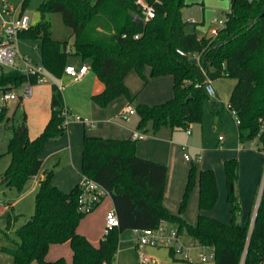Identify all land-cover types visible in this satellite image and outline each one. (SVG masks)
<instances>
[{"label": "trees", "instance_id": "1", "mask_svg": "<svg viewBox=\"0 0 264 264\" xmlns=\"http://www.w3.org/2000/svg\"><path fill=\"white\" fill-rule=\"evenodd\" d=\"M145 1L155 10L149 20L143 19L136 0H42L37 8L38 21L18 36L38 41L40 63L54 78L62 76L70 54L86 62L104 84V89L91 97L100 107L121 95L133 99L124 82L130 70H135L144 82L145 67L150 68L151 77L171 75L173 96L169 100L135 106L137 128L142 132L148 124L155 132L164 126L186 129L200 123L204 101L209 97L204 90L206 79L233 78L236 83L227 106L239 120L238 139L244 142L256 138L257 150L264 155V0H230L225 24L214 37L198 36L194 24L183 19L182 9L188 5L185 0ZM48 13H60L71 29L72 50H68V40L52 37ZM191 54H198V61H193ZM26 79L20 71L0 68L2 91L18 87ZM21 102L0 111V158L10 156L0 178L18 191L40 172L45 144L66 131L63 95L56 84L51 85L50 116L33 138L28 134L25 114L14 124ZM135 148L136 141L130 138L83 135L81 174L105 190L118 217V226L103 235L98 246L77 228L103 197L85 211L79 202L81 183L65 192L51 183L53 172L49 170L38 181L33 214L17 229V246H0V251H9L12 264H113L123 231L154 229L164 221L198 243L212 246L214 264H264V187L252 224L250 219L244 224L237 222L240 205L233 188L238 177L236 158L226 159L223 164L231 214L225 223L206 214L218 196L213 170L190 165L178 212L172 213L163 204L167 166L137 156ZM195 183L199 188L198 214L196 222L189 223L182 214ZM17 218L11 209L6 231L13 228ZM65 242L72 251L71 263L62 257L46 259L52 244ZM170 255V264H191L174 258L171 251Z\"/></svg>", "mask_w": 264, "mask_h": 264}, {"label": "crops", "instance_id": "2", "mask_svg": "<svg viewBox=\"0 0 264 264\" xmlns=\"http://www.w3.org/2000/svg\"><path fill=\"white\" fill-rule=\"evenodd\" d=\"M185 1L188 5L184 8L189 10V14L184 17L183 8L182 17L183 19L192 22L195 29L201 32V34L197 33L198 36H210L209 30L213 25L212 19L217 17V12H215V10L220 12L221 15H225V13L230 9V0ZM196 8L198 11H195ZM1 33L2 26L0 24V36ZM70 37V40H68L70 41L69 44L72 41V32ZM23 55L27 56V54ZM72 57L73 58L68 57L66 66L71 65L75 68H79L84 63L78 56L75 55ZM71 59H76L78 62L71 63ZM144 73L147 76L146 82H144L142 78L139 79V77H137V72L135 70H130L124 78L125 85L130 91L131 96H133V99L129 100L128 98H120L118 101H115V103L110 101L106 107L98 106L91 98L93 94L99 93L104 89V84L90 69H88V71L80 79L71 81L64 88H61L62 95L64 93L63 100L65 109L69 112V115H82L86 118L76 119V116L72 117L71 120L67 122L64 134L57 140H51L45 144V147L40 154V157L42 158L41 168L43 164L49 162L51 158L56 157L54 164L57 168L51 179L52 184L67 192L76 184L82 182L81 152L84 133H87V135H95L110 139H128L134 131H141L137 128L139 121L138 116L137 119H135L137 114L130 115L127 119H122L120 117L121 113L119 114L117 104H120V107H123L124 104L129 105V103H134L135 105H155L169 100L173 96V78L171 75L151 77L149 67L144 68ZM63 77L69 76L63 72L62 76L58 79L60 80ZM235 83V79L228 77H220L213 80V85L216 90V94L213 99L221 100V97H224V99H228L229 101L230 94ZM51 85L44 83L34 86L32 95L21 102L22 104L23 101H25L26 106L28 107H32V105H42V111L39 112V115L37 114L33 119L27 121L28 134L30 138L37 136L42 131L50 116V109L47 107L45 110L44 105L45 102L50 104ZM15 102L12 103L15 104ZM211 103L215 108L219 105L218 101H212ZM84 119L90 121L91 124L86 125L84 123ZM122 122L125 123L123 124ZM201 122L190 124V134H187L185 129H171L166 126L161 127L163 129L160 128L159 130L153 132L152 135H149L147 131H144L145 137L136 141L135 153L139 157L156 161L167 166L163 204L172 213L178 212L191 164H195L198 170H213L217 190L219 189L221 198H223L228 186L223 164L226 159L236 158L238 161V177L233 188L234 192L237 194L239 202L241 200L245 201V204H243V207L241 208L242 216L240 222L241 224H244L248 219L251 220L254 213L256 203L255 200L259 188V179L264 162L263 154L257 150V146L250 149L245 148L241 145L239 139L238 141L240 144H231L230 141H228L222 134H219L214 139L215 146H206V141L204 142L202 135L200 138L196 137V134H198L202 129L198 126L202 125ZM191 125H197L194 132ZM148 126L150 127V124H148L147 127ZM178 131H184L185 137L183 139L177 137ZM220 136H222V140L219 139ZM182 145H186V153H188L189 159L184 158V151L181 149ZM63 153L64 156H60V154ZM45 172H47V170H43L42 173L39 172L37 176L32 177L31 184L28 185L26 190L27 193L37 191L38 181L40 178H44ZM1 182L2 180L0 178V183ZM8 188L9 186H7L3 192H5ZM198 190V184L195 183L188 198L186 210L182 214V217L189 223H195L197 219ZM105 197L110 199V206L107 209H113V203L110 196L105 194L102 200ZM217 201L211 209L206 211V214L220 221H227V213L220 214V212H218L219 209H216ZM11 209H13L12 206L10 210ZM107 211H105V213ZM105 213L103 214L101 221L97 224L96 238H93L84 227L78 231L95 246H98L99 241L103 236ZM167 225L171 224L167 223ZM188 239L186 240V238L183 237L185 242L190 241L191 237ZM67 246H69V248ZM67 248L70 249V253ZM191 254L195 260H197L196 252L194 250L191 251ZM60 257L64 258L68 263H71L72 251L68 242L62 244H52L49 247L46 254L47 260H55ZM35 262L36 261H33L30 264ZM154 264L158 263L155 261Z\"/></svg>", "mask_w": 264, "mask_h": 264}, {"label": "rangeland", "instance_id": "3", "mask_svg": "<svg viewBox=\"0 0 264 264\" xmlns=\"http://www.w3.org/2000/svg\"><path fill=\"white\" fill-rule=\"evenodd\" d=\"M41 1L42 0H27L25 4H23V0H0V24L1 26H2L3 18H6V19L8 18V16L7 17L1 16V10H2L3 4L10 5L11 7L15 9L14 11L10 12L11 17L12 16L18 17L20 14H22L23 16H26L28 18L29 25H32L35 22H37L39 19V13L37 11V8ZM195 11H198V9L196 8ZM215 12H217L216 13L217 17H214V18H220V19L224 18V15H221V13L218 12L217 10H215ZM183 13H184L183 14L184 17H186L189 14V10L184 8ZM46 18L47 20H49L51 24V32H52V37L54 39L70 40L71 30L69 27H67L64 24L60 13H48L46 15ZM214 26H217V25L213 24L212 27ZM195 32L198 34H201L199 30L195 29ZM37 44H38V41L35 39L20 38V37H18L17 39V49L19 53L21 55L27 54L28 58L31 60L32 63L41 62L40 50L37 47ZM68 50H71L70 44H69ZM72 56H75V55L70 54L68 57L73 58ZM70 62L77 63L78 61L76 59H71ZM15 63L18 65H21V61L19 60L17 56L15 57ZM0 68L4 70L7 69V67L5 66L0 67ZM48 76H49L48 82H47L48 84L51 85L52 83H56V84L61 85L62 86L61 88H64L71 81H74L70 77H63L62 79L59 80L58 78L55 79L51 77L49 74ZM137 77L141 79V76L138 74H137ZM118 97L112 99L111 100L113 101L112 103H115V101H118V99L120 98L121 99L127 98L124 95H121ZM212 101L219 102V105L217 106V108H215L212 105L211 103ZM227 102H228V99H224V97H221V100L219 99L215 100L213 99V97H207V99H205L204 101L203 110H202V122H201L202 125H198L202 129L200 131L201 133L199 132L198 134H196V137L200 138L202 135L204 142L206 141L205 143L206 146L214 145L215 144L214 139L219 134L224 135L226 139L230 141L231 144H235V145H237V143L240 144V142L238 141L237 124L235 120L233 119L232 113L227 109ZM13 105L14 104L11 102L9 103L8 106L10 108ZM127 105L128 104H124L123 107H120V104H117L119 114L122 113V111ZM129 105L133 106L134 108L136 106L134 103H129ZM47 107L50 109V104H47L45 102V105H44L45 110ZM40 111H42L41 104L37 106L32 105V107H28L26 106L25 101H23V103L20 104L16 110V113L14 116V124H17L20 121L21 116L25 114L26 124L28 125L27 121L33 119L35 115L37 114L39 115ZM137 116L138 115L135 116V119H137ZM72 117H75L76 119L86 118V117H83L82 115H73V114L69 115V112H68V117H67L68 121L71 120ZM122 123L124 124L125 122H122ZM191 128L194 132L195 129L197 128V125L195 126L191 125ZM146 131L148 132L149 135H152L153 133L151 127L149 126L147 127ZM177 133H178L177 134L178 138L183 139L185 137L184 131H178ZM241 145L249 149L254 148L257 146V139L254 138L251 141L241 142ZM2 146L3 145L1 144V147ZM60 156H64V153L60 154ZM9 158L10 156L8 154L0 158V173H2L8 166ZM54 160H56V157L51 158L49 162H46L45 164H43L40 172L42 173L43 170H47V171L52 170L54 174L57 168L56 165L54 164L55 163ZM31 181H32V177L27 179L20 191H18L14 187H9L5 192H0V198H1V201H0L1 202V206H0V246L1 247L11 249L17 246V243L19 242V239H20L17 229L22 224H24L34 212V202H35L36 191H32L28 193L26 192L28 185L31 184ZM256 200H257V196H256ZM243 204H245V201L241 200L239 202L240 211L236 215L237 222H241V216H242L241 208L243 207ZM11 206L13 207L12 210L15 213V215H18V218L16 222L14 223L13 228L11 230L6 231L5 228H6L7 219L10 213ZM109 206H110V199L108 197H105L99 203V205L96 207V209L93 212H91L90 214L82 218L79 224L78 231L82 227H84L93 238H96L97 237V230H96L97 224L99 221H101L103 214L105 213V211L108 210L107 208ZM216 209L217 210L219 209L218 212H220V214L227 213L228 217H227V221H224L225 223L230 221L231 214H230V203L228 201V186H227L226 193L224 194L223 198H221V194L218 189V201L216 204ZM184 237L186 238V240L189 238L187 236H184ZM67 247L69 248V246ZM68 252L70 253V249H68ZM141 252L144 255H146L148 258H151V260H153L154 263L155 261L158 264H170L172 262V257L167 247H163V246H160V247L145 246V247H140V248L136 247V244L134 243V240H133L132 232L131 230L127 229L123 231L119 236L118 250H117V254H116V257L113 263L117 262L118 264H145L139 260V256ZM174 258H179V256L174 255ZM12 263H13V258H12V255L9 253V251L1 250L0 251V264H12ZM194 263L195 264H214V261L213 260H206V261L195 260ZM33 264H38V263L35 262Z\"/></svg>", "mask_w": 264, "mask_h": 264}, {"label": "built area", "instance_id": "4", "mask_svg": "<svg viewBox=\"0 0 264 264\" xmlns=\"http://www.w3.org/2000/svg\"><path fill=\"white\" fill-rule=\"evenodd\" d=\"M136 3L139 5L141 9V14L144 20H149L154 17L155 10L153 5L147 3L145 0H136ZM15 9L10 5L3 4L1 10V16L8 18H3L2 20V33L0 36V67H7V69L17 70L26 75V81L18 87H14L10 90H0V111L2 107L8 106L9 103L15 102L18 100H25L29 98L33 93V88L36 85L44 84L48 82V73L45 70L44 66L39 63H32L31 60L26 55H21L17 49V39L18 34L22 30H26L30 25L28 18L20 14L18 17H14L10 15V12ZM226 21V16L224 18H214L212 20L213 24L217 26L212 27L209 30L210 36L214 37L217 35L218 30L224 26ZM180 55H184V52L181 50H177ZM18 57L21 61V65L15 63V57ZM193 61H198V54L189 55ZM89 69V65L84 62L79 68H75L74 66L67 65L64 69V74L72 78L73 80L80 79ZM56 84V83H53ZM59 89H61V85L56 84ZM204 90L209 97H214L216 94L215 87L213 85V80L207 78L204 84ZM228 108V106H227ZM229 109V108H228ZM230 110V109H229ZM232 115L234 116L235 122L238 124L239 120L234 111L230 110ZM136 114V110L133 106L127 105L120 117L122 119H127L128 116ZM62 116L64 117V125L67 126L68 122V111L64 108L62 111ZM84 123L86 125L91 124L90 121L84 119ZM187 134H190L189 127L185 129ZM145 137V133L142 131H134L131 134L130 139L132 141H137ZM222 140V136L219 137ZM181 149L184 151V158L189 159L188 153H186V145H182ZM264 156V155H263ZM83 187V193L80 197L79 202L82 205V209L88 211L91 208V205L99 201L101 197H103L106 192L94 181L83 177L81 182ZM264 187V162L263 167L259 179V188L257 193V200L255 203L254 213L251 218V224L253 222L260 196ZM1 206V202H0ZM105 227L103 231V235H106L110 229L115 226H118V217L116 212L113 209L108 210L105 213L104 217ZM133 235L134 243L136 247H167L169 251L172 252L173 255H178L180 259L185 260L191 264L194 263L195 258L192 256L191 251L196 252V259L199 261L213 260L214 259V248L209 245H204L198 243L196 240L191 238L190 241L185 242L183 240L184 236H188L185 231L179 232L177 227L174 225H167L166 222L161 221L158 227L154 229H139L134 228L131 230ZM139 260L145 264H154V261L151 258H148L142 252L139 256ZM116 264V263H113Z\"/></svg>", "mask_w": 264, "mask_h": 264}, {"label": "water", "instance_id": "5", "mask_svg": "<svg viewBox=\"0 0 264 264\" xmlns=\"http://www.w3.org/2000/svg\"><path fill=\"white\" fill-rule=\"evenodd\" d=\"M8 185H9V181L8 180L2 181L0 183V192H3L7 188ZM230 190H232V184H230Z\"/></svg>", "mask_w": 264, "mask_h": 264}]
</instances>
